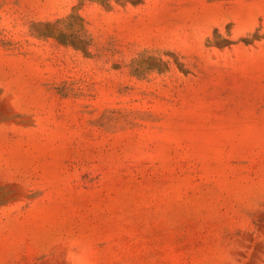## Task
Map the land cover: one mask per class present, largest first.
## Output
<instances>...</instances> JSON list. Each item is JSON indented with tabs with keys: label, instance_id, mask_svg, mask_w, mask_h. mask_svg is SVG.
Returning a JSON list of instances; mask_svg holds the SVG:
<instances>
[{
	"label": "rangeland",
	"instance_id": "1",
	"mask_svg": "<svg viewBox=\"0 0 264 264\" xmlns=\"http://www.w3.org/2000/svg\"><path fill=\"white\" fill-rule=\"evenodd\" d=\"M0 264H264V0H0Z\"/></svg>",
	"mask_w": 264,
	"mask_h": 264
}]
</instances>
